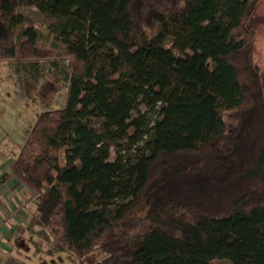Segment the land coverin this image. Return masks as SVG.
I'll list each match as a JSON object with an SVG mask.
<instances>
[{"label": "trees", "instance_id": "trees-1", "mask_svg": "<svg viewBox=\"0 0 264 264\" xmlns=\"http://www.w3.org/2000/svg\"><path fill=\"white\" fill-rule=\"evenodd\" d=\"M256 2L0 0V61L67 59L63 105L37 115L8 170L60 250L99 255L85 264H264Z\"/></svg>", "mask_w": 264, "mask_h": 264}, {"label": "rangeland", "instance_id": "rangeland-1", "mask_svg": "<svg viewBox=\"0 0 264 264\" xmlns=\"http://www.w3.org/2000/svg\"><path fill=\"white\" fill-rule=\"evenodd\" d=\"M20 13L42 27L36 7L23 6ZM248 23L253 62L264 78V0H257ZM67 73V59L59 49L47 60H24L16 55L0 61V264H85L99 256L80 258L60 250L34 219V195L8 171L37 115L63 105ZM231 125L226 122L225 131ZM131 153L124 151L129 156ZM114 157L115 149L110 148L108 159ZM210 264L231 263L220 258Z\"/></svg>", "mask_w": 264, "mask_h": 264}]
</instances>
